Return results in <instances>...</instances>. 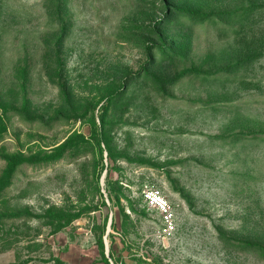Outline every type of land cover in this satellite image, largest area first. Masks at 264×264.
<instances>
[{
	"label": "rangeland",
	"instance_id": "1",
	"mask_svg": "<svg viewBox=\"0 0 264 264\" xmlns=\"http://www.w3.org/2000/svg\"><path fill=\"white\" fill-rule=\"evenodd\" d=\"M0 264H264V0H0Z\"/></svg>",
	"mask_w": 264,
	"mask_h": 264
},
{
	"label": "built area",
	"instance_id": "2",
	"mask_svg": "<svg viewBox=\"0 0 264 264\" xmlns=\"http://www.w3.org/2000/svg\"><path fill=\"white\" fill-rule=\"evenodd\" d=\"M142 198L148 208L160 216L162 223L160 236L165 239L174 234L177 228L176 210L163 192L157 188H146L143 190Z\"/></svg>",
	"mask_w": 264,
	"mask_h": 264
},
{
	"label": "trees",
	"instance_id": "3",
	"mask_svg": "<svg viewBox=\"0 0 264 264\" xmlns=\"http://www.w3.org/2000/svg\"><path fill=\"white\" fill-rule=\"evenodd\" d=\"M107 143H108V142H107ZM107 147H108V144H107ZM107 151H108V156H109V158H111L110 155H111V153H112V149L109 147V149H108Z\"/></svg>",
	"mask_w": 264,
	"mask_h": 264
},
{
	"label": "water",
	"instance_id": "4",
	"mask_svg": "<svg viewBox=\"0 0 264 264\" xmlns=\"http://www.w3.org/2000/svg\"><path fill=\"white\" fill-rule=\"evenodd\" d=\"M106 251H107V253H108V249H107Z\"/></svg>",
	"mask_w": 264,
	"mask_h": 264
}]
</instances>
